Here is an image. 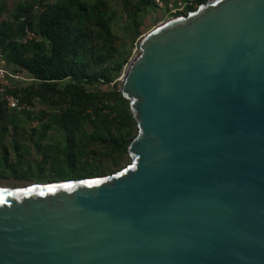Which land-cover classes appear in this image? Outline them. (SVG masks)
<instances>
[{"label": "water", "instance_id": "water-1", "mask_svg": "<svg viewBox=\"0 0 264 264\" xmlns=\"http://www.w3.org/2000/svg\"><path fill=\"white\" fill-rule=\"evenodd\" d=\"M138 49L131 163L0 185V264H264V0H207Z\"/></svg>", "mask_w": 264, "mask_h": 264}, {"label": "trees", "instance_id": "trees-1", "mask_svg": "<svg viewBox=\"0 0 264 264\" xmlns=\"http://www.w3.org/2000/svg\"><path fill=\"white\" fill-rule=\"evenodd\" d=\"M183 1L185 9L176 15L207 0ZM169 2L123 0L130 45L115 31L117 11L109 0H18L14 7L0 1V48L9 71L19 75L14 93L30 107L11 109L0 100V179L26 186L124 168L103 167L105 159L128 155L138 132L118 78L134 38L142 35V14ZM26 27L40 40L18 42ZM37 102L49 109L35 110ZM32 154H38L35 160Z\"/></svg>", "mask_w": 264, "mask_h": 264}, {"label": "rangeland", "instance_id": "rangeland-1", "mask_svg": "<svg viewBox=\"0 0 264 264\" xmlns=\"http://www.w3.org/2000/svg\"><path fill=\"white\" fill-rule=\"evenodd\" d=\"M3 2V0H0ZM7 2V4L10 7H14V4L18 1V0H4ZM51 1H55V0H51ZM110 3L112 4L113 8L117 11V18H116V27H115V31L118 35H120L121 37H126L128 39L129 44L131 45V38L127 37L124 29L127 25V20H128V13L126 10V7L123 3V0H109ZM185 2L183 0H178V3L175 4V0H170L169 2V7L166 8H162L159 9L157 12L153 9H148L147 11H145L142 14V21L143 24L140 27V31L142 32V35L148 31L149 29H151L153 26L159 24L162 21H165L173 16H176V13L178 10H184L185 9ZM142 35H138L134 38V43L131 47V52L128 55V61L124 64L123 66V70L118 78L119 80V85L120 84V79L122 78V75L125 73L126 68L128 66V63L131 61V59L134 57L136 51L138 50V42L139 39ZM23 75V77L25 78L23 81L27 80L28 75L25 73H21ZM89 88H92L91 85H87ZM46 108L49 109V106L46 104H42L40 102H37L34 109L35 110H41L42 108ZM38 154H32L30 155V158L32 160H35V158H37ZM131 163V157L129 155H125L123 158L117 157V158H108L105 159V161L103 162V167L106 171L109 170H114L116 171L117 169L121 168V167H125L128 164ZM33 165V164H32ZM102 167V168H103ZM43 180H38L35 182H42ZM31 184V182H29ZM26 183V184H29ZM33 183V182H32ZM0 185L1 186H7V187H21L24 186L25 184L23 183H19L14 179H0Z\"/></svg>", "mask_w": 264, "mask_h": 264}, {"label": "built area", "instance_id": "built-area-1", "mask_svg": "<svg viewBox=\"0 0 264 264\" xmlns=\"http://www.w3.org/2000/svg\"><path fill=\"white\" fill-rule=\"evenodd\" d=\"M40 38L41 36L38 33L29 27H26L24 33L20 37H17L16 40L21 43H27L33 40H40ZM138 51L139 49L136 53H138ZM18 77L19 75L13 74L9 71L7 67L6 52L0 48V100L11 109L22 110L30 107L25 102H22L19 96L14 93L16 84L13 81V78Z\"/></svg>", "mask_w": 264, "mask_h": 264}]
</instances>
